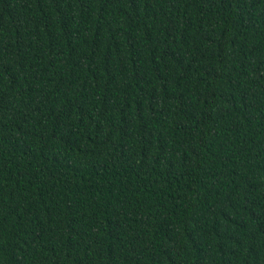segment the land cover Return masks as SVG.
<instances>
[{"label":"trees","instance_id":"trees-1","mask_svg":"<svg viewBox=\"0 0 264 264\" xmlns=\"http://www.w3.org/2000/svg\"><path fill=\"white\" fill-rule=\"evenodd\" d=\"M0 264H264V0H0Z\"/></svg>","mask_w":264,"mask_h":264}]
</instances>
